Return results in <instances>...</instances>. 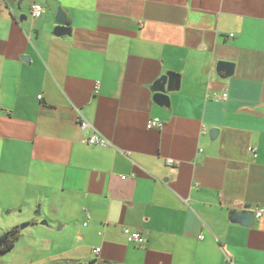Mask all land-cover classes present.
<instances>
[{"label": "crops", "instance_id": "0c3cea01", "mask_svg": "<svg viewBox=\"0 0 264 264\" xmlns=\"http://www.w3.org/2000/svg\"><path fill=\"white\" fill-rule=\"evenodd\" d=\"M262 206L264 0H0V264H264Z\"/></svg>", "mask_w": 264, "mask_h": 264}, {"label": "water", "instance_id": "95a60500", "mask_svg": "<svg viewBox=\"0 0 264 264\" xmlns=\"http://www.w3.org/2000/svg\"><path fill=\"white\" fill-rule=\"evenodd\" d=\"M57 27L54 29V34L63 35L67 33V28L65 27L64 16L58 11L57 16L55 18ZM234 64L228 62H219L216 65V71L225 72V77H229L233 74ZM178 76L174 74L167 73L165 76L161 77L159 81L156 83L155 88L157 90V94L155 95V99L163 100L166 99V93L173 91L177 88L178 85ZM38 214V211L36 212ZM232 217L234 220L240 221L243 225L249 226L254 221V215L250 212L246 211H233ZM42 224H46L42 222ZM28 223L20 225V229L25 228ZM9 233H3L0 235V247L7 241Z\"/></svg>", "mask_w": 264, "mask_h": 264}, {"label": "built area", "instance_id": "2783aa9c", "mask_svg": "<svg viewBox=\"0 0 264 264\" xmlns=\"http://www.w3.org/2000/svg\"><path fill=\"white\" fill-rule=\"evenodd\" d=\"M43 13H44V8L41 5L34 4L31 7L30 15L33 19L40 18ZM225 97L226 96L224 95L223 98ZM80 127L82 129H88L91 131L90 135L87 138L81 140L82 144L89 146H97V147L110 146V143L102 135H100L86 120L84 119L80 120ZM159 127H161V122L159 121V119H152L148 121V123L146 124L147 129H153ZM166 163L167 165L174 164L172 160H167ZM122 179H125V177H122ZM253 215L255 218L262 217L264 215V206L255 209ZM123 234L127 237L128 242L133 243L136 246H143L145 243L144 238L137 231H131L128 228H123ZM97 252H99V249L95 250V253Z\"/></svg>", "mask_w": 264, "mask_h": 264}, {"label": "trees", "instance_id": "16d2710c", "mask_svg": "<svg viewBox=\"0 0 264 264\" xmlns=\"http://www.w3.org/2000/svg\"><path fill=\"white\" fill-rule=\"evenodd\" d=\"M17 233H18V228H12L11 231L9 232V239L0 247V255L10 251L15 244V241L17 240Z\"/></svg>", "mask_w": 264, "mask_h": 264}, {"label": "flooded vegetation", "instance_id": "af4514ba", "mask_svg": "<svg viewBox=\"0 0 264 264\" xmlns=\"http://www.w3.org/2000/svg\"><path fill=\"white\" fill-rule=\"evenodd\" d=\"M9 237H10V235L8 236V239H9ZM8 239H7V240H8Z\"/></svg>", "mask_w": 264, "mask_h": 264}, {"label": "rangeland", "instance_id": "374dc122", "mask_svg": "<svg viewBox=\"0 0 264 264\" xmlns=\"http://www.w3.org/2000/svg\"><path fill=\"white\" fill-rule=\"evenodd\" d=\"M9 264V263H8Z\"/></svg>", "mask_w": 264, "mask_h": 264}]
</instances>
